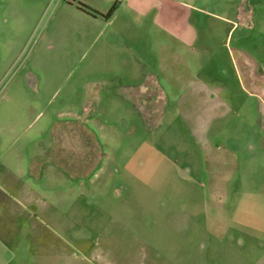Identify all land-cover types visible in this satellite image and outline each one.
Segmentation results:
<instances>
[{
  "label": "rangeland",
  "instance_id": "obj_1",
  "mask_svg": "<svg viewBox=\"0 0 264 264\" xmlns=\"http://www.w3.org/2000/svg\"><path fill=\"white\" fill-rule=\"evenodd\" d=\"M239 52L264 0H0V264H264Z\"/></svg>",
  "mask_w": 264,
  "mask_h": 264
},
{
  "label": "crops",
  "instance_id": "obj_2",
  "mask_svg": "<svg viewBox=\"0 0 264 264\" xmlns=\"http://www.w3.org/2000/svg\"><path fill=\"white\" fill-rule=\"evenodd\" d=\"M244 55L247 56V57H245V60L248 59V61L250 63L249 62H245V60H243ZM239 57H240V61L242 62V66H244V71H245L247 82L249 83L250 86H252L253 88L256 89V90L251 89L249 91V93H251L252 96L255 95V94L257 95V100H255L256 101V107L255 108H257L256 113H255V121L257 122V126L261 129L262 135H264V60H262V62H261L258 59L256 60L254 58V56H252L250 54H248V55L247 54H243L241 52H239ZM234 60H235V57H234ZM238 62L237 61L235 62L236 63V68H237V71L241 75L242 74L241 72H243V70L240 68V65H239ZM249 65H250V67H249ZM152 79L153 78L151 77V79L149 80V83L148 82L146 83V86H152V84L155 85V86L158 85L157 81L156 80L153 81ZM146 91H148V89ZM153 94H155L154 90H153L152 93L149 94L150 98L153 97ZM211 98L214 100V103H217V104H219L221 106L222 105H224V106L228 105V101H226L224 99H221L218 96H216V98L215 97H211ZM216 108H217V106H216ZM243 108H244V106H243ZM243 108L241 107V109H243ZM244 109L242 110L243 114H241V117L237 116V117H239L238 120L240 119V121H241V125L247 124V121L249 120L248 119V113H247L248 112V108L245 107ZM217 114L219 115V113H217ZM215 116H217L216 113H215ZM218 124H222L223 125V119H219L218 120ZM239 129L241 130L242 128L239 127ZM260 141L261 142H260V144L258 146H259L260 149H262L264 151V141H262V139ZM252 147H255V146L252 144ZM207 149L210 151V153L212 155V157H211L212 159L211 160L218 161V160L221 159V157L218 154V152L215 151L214 149H212L211 146L208 147V148L206 147L205 150H207ZM205 161H206V158H205ZM56 166H57V164L54 162V167H56Z\"/></svg>",
  "mask_w": 264,
  "mask_h": 264
}]
</instances>
